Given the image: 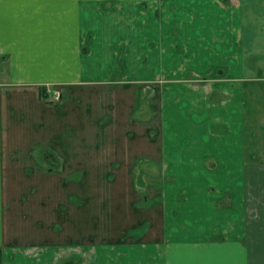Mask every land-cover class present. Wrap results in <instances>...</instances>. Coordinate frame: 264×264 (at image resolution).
<instances>
[{
  "label": "crops",
  "instance_id": "crops-1",
  "mask_svg": "<svg viewBox=\"0 0 264 264\" xmlns=\"http://www.w3.org/2000/svg\"><path fill=\"white\" fill-rule=\"evenodd\" d=\"M146 27L181 38L166 47L160 41L144 46L137 57ZM164 55L167 65L157 59ZM153 58L162 67L144 71ZM132 64L143 71L110 77L114 66ZM156 79L154 103L145 108L140 83ZM47 84L59 87L73 106L64 107L65 99L47 102ZM130 90L139 97L136 114L129 111ZM104 92L114 93L97 97ZM82 98L104 104L98 120H89L87 108V115L75 110ZM108 117L113 129L94 133L91 124ZM130 129L138 133L137 150L130 149ZM91 130L94 143L85 136ZM96 140L117 148L121 142L118 155L105 150L121 167L111 194L139 196L115 210L110 226L118 245H102L110 250L96 264H113L115 255L124 264H264V0H0V264H8L1 248L10 243L40 245L48 254L64 245L46 235L19 238L27 227L31 231L29 222L14 229L17 210L24 209L17 205L22 164L32 169L39 161L34 152L44 155V149L79 162L80 148L92 152L88 160L95 163ZM223 161L233 163L231 174L212 175L230 180L229 190L196 170ZM129 162L161 170L146 182L155 172L141 165L130 181L121 165ZM180 162L192 164L190 171L182 172ZM137 179L143 182L134 187L130 182ZM202 225V231L192 228ZM91 240L84 247L98 245ZM57 258L50 264L72 257L59 252ZM16 264L47 263L20 256Z\"/></svg>",
  "mask_w": 264,
  "mask_h": 264
},
{
  "label": "rangeland",
  "instance_id": "rangeland-1",
  "mask_svg": "<svg viewBox=\"0 0 264 264\" xmlns=\"http://www.w3.org/2000/svg\"><path fill=\"white\" fill-rule=\"evenodd\" d=\"M152 27H146L143 32H141V35L143 37L139 38L140 46L139 50L135 51V56L138 57V52L141 53L142 47H150L151 45L157 46V43H161V45L167 46V42L169 39L172 38H181V36L177 33L171 34H162L159 33L157 30L155 32H151ZM149 33V34H148ZM171 37V38H170ZM165 38V41L163 44L162 39ZM185 39V38H182ZM131 47V45H129ZM124 48V47H123ZM122 48V50H123ZM137 54V55H136ZM165 62L167 65L169 63V59L166 55L161 56L160 58ZM133 61L136 62L137 58L135 60H130L129 63ZM178 61L179 58H178ZM148 60L146 59V56H144L143 63L147 64ZM158 65V66H156ZM162 65L158 60L153 58L150 60V64L148 67L144 69V71H157L159 68H161ZM130 69H126L118 66H114L112 74H110V77H117L114 80H118V77L128 74V77H133V75H136L135 72H141L143 69L136 67L134 64H132ZM135 71V72H133ZM123 81H126L124 79ZM156 80H148L144 84L140 83L145 88V98L142 101L143 106L145 105V108H147L150 105H153L154 101L153 98H151L152 94V88L154 85L158 84L156 83ZM114 86L117 85V87H120L122 83L120 84H113ZM47 90L48 88L51 89L52 95L47 96L45 99H48L47 102H60L63 100V102L67 101L65 103V106H73L68 104V101L71 100L68 97L66 98L63 96L62 90L53 85V84H47ZM102 86V85H101ZM125 86V87H129ZM130 89V88H129ZM120 90V88L116 89ZM115 92V91H114ZM106 92L102 93L100 96L97 97H107L110 98L113 93ZM120 92V91H119ZM130 95L132 96V108L129 107V111L133 110L135 111V107L138 104V94L137 90H130L128 91ZM127 92V93H128ZM150 97H149V96ZM116 96L113 99V101L116 103ZM80 101V102H79ZM79 104L77 106H74L75 110L80 112V109L82 110V114L84 115L86 113L85 108L88 109V117L89 120L92 121L93 119L98 120L101 117L100 112H104L103 106L104 104H100L101 100H97V102L94 99L86 98V99H80ZM85 101V103H84ZM84 103V104H83ZM80 105V106H78ZM101 106V107H100ZM117 108V105L115 107ZM114 108V109H115ZM151 112V111H150ZM100 113V114H99ZM136 114V111L134 112ZM87 115V114H85ZM147 120V119H146ZM112 118L108 117L106 120L101 123L91 124L92 130L96 129L97 131H94V133H99L101 130H98V127L106 131H110L112 128ZM99 122V121H98ZM117 123V122H116ZM99 124V125H98ZM148 125L150 126V134L153 131L152 123L148 122ZM106 126V127H105ZM105 127V128H104ZM89 131L85 133V136L89 138V136H94L93 131ZM227 132V131H226ZM137 132L129 130L128 138L130 140L129 145L130 149L137 150V144L139 143L137 140L139 138H136ZM34 136V135H33ZM26 139V136L23 137ZM228 136L226 137V142L228 141ZM136 139V140H135ZM86 140V139H84ZM83 140V141H84ZM135 140V143H134ZM149 138L146 136V141H148ZM97 141V140H96ZM140 141V140H139ZM88 142H93L90 138L88 139ZM96 143V142H95ZM121 142H119L120 145ZM97 145H93V148L100 152V155L96 154V162L92 163L90 160H88L92 156V152H85L82 148H80V152L78 155V158L80 159L79 162H75L72 160L71 156L65 155L62 158L56 157L52 152L48 149H44V155L40 153L34 152V158L35 160L39 158V161L36 160L35 163L32 164V169L25 170V165L27 163H23L21 169L23 176L21 179L22 185V193L17 196V205H19L21 208H24L22 210H17V214H19V222L14 224V229L16 232H20L22 229L21 222L23 223H30L33 227L30 228L27 227L26 230L21 231L19 234V238L27 239L31 236L33 233L34 236L39 235H46L49 238H59L61 242H64V245L61 247H55V248H49L50 250L54 251L51 254L46 253L48 251L47 248H43L40 245H25L21 243H10V246L3 247L1 252H6L9 255V259H7L8 264L10 261V264H16V260L18 258L24 257V256H30V257H37L40 259H44V263L50 264V262L56 263L59 261L58 254L61 252L64 255H69L72 258L71 259H64L63 264H89V263H97L98 260H100L103 256V254L109 253L108 251L102 250V245H106V243L113 244L115 246L118 245L115 239H117V236L115 233H111V226L110 221L113 219V221L116 219V209L121 208L122 204L127 207V203L131 201L132 199L134 202L139 198L135 193H133L130 196L121 194H111L110 185L113 184L112 182L118 181V179L115 177L116 170H119L121 167L120 164H118L116 167L113 166V164L110 161V156H108L105 152V150L109 149L112 153H116L117 155L120 153V147L118 145L117 147L106 145L105 142L97 141ZM113 147L115 149H113ZM122 149V148H121ZM134 150H132L133 153ZM139 151V150H138ZM37 153V154H36ZM38 157L36 158V156ZM135 156V155H134ZM62 159V160H61ZM217 164V163H215ZM122 167L125 169L124 171L129 172V179L131 181V173L136 174L139 167L142 165V163H123L121 164ZM180 166V170L183 171H190L189 166L192 164H188L185 162H180L178 164ZM212 164H206V166L201 165V169H196L198 171H204V173L207 174L208 181H211L213 178L216 179V176H213L214 173H222L226 176L231 174L233 171V163L231 161L226 162H220L218 166H211ZM143 166V165H142ZM119 167V168H118ZM145 167V168H144ZM159 166H143L144 170L146 169L148 172H155L153 178L147 180L155 181L156 177V171L157 173L161 170V167ZM174 166H171L169 170H174ZM138 168V169H137ZM141 171V169L139 170ZM208 172V173H207ZM139 173V172H138ZM152 174V173H149ZM117 175V174H116ZM114 178V180H113ZM143 182L140 179L132 180L130 182L135 187V182ZM217 186L223 188L224 190H229L232 188L231 181L230 180H220L216 179ZM157 182V181H156ZM151 183V184H152ZM153 186V184H152ZM154 187V186H153ZM24 189V191H23ZM153 189V188H151ZM216 189V188H215ZM31 190V191H30ZM220 189L216 190L215 193H218ZM153 194V191L149 192ZM148 193V194H149ZM143 194V193H142ZM147 194V192H146ZM226 198L232 197V194L225 193ZM144 197V196H142ZM231 199V198H230ZM228 199L226 204H230L231 201ZM141 206H144L143 202H141ZM229 206V205H226ZM5 209V208H4ZM4 212V210H3ZM47 216V217H45ZM179 225H182L183 218L179 220ZM26 226V225H25ZM194 230H201L205 228L204 225L200 227L192 226ZM202 228V229H201ZM47 229V230H46ZM231 231V230H230ZM231 233V232H230ZM132 235L130 232L129 237ZM120 236L118 235V238ZM36 238L34 237L33 240ZM94 240V242H98L97 246H90V247H84L85 244H87V240ZM221 239L225 240L227 239V236L222 237ZM91 240V241H92ZM31 241V238H30ZM114 241V242H112ZM24 242V241H23ZM31 243V242H30ZM100 248H99V247ZM53 257V258H52ZM117 255H115L116 260L114 259L113 264H124L121 260H118ZM28 258V257H27ZM97 258V259H95ZM47 259L49 261L47 262Z\"/></svg>",
  "mask_w": 264,
  "mask_h": 264
}]
</instances>
